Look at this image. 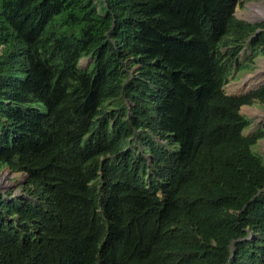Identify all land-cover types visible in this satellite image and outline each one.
I'll use <instances>...</instances> for the list:
<instances>
[{
    "label": "trees",
    "instance_id": "trees-1",
    "mask_svg": "<svg viewBox=\"0 0 264 264\" xmlns=\"http://www.w3.org/2000/svg\"><path fill=\"white\" fill-rule=\"evenodd\" d=\"M239 2L0 0V264H264Z\"/></svg>",
    "mask_w": 264,
    "mask_h": 264
},
{
    "label": "rangeland",
    "instance_id": "rangeland-1",
    "mask_svg": "<svg viewBox=\"0 0 264 264\" xmlns=\"http://www.w3.org/2000/svg\"><path fill=\"white\" fill-rule=\"evenodd\" d=\"M235 14L239 19L254 24L262 23L264 22V0H240ZM249 16L253 18L250 19L248 18ZM242 58H246V55L243 53ZM90 62V58H84L80 65L81 67H87ZM258 71H261V75H264V56L256 58L249 69L238 73L235 72L226 84L225 91L230 95L236 96L248 93L249 91L244 93H236L235 91H239L238 88L244 79L248 78L251 74H256ZM262 84H264V81L258 87ZM241 113L252 120L250 127L244 131L245 134L254 132L264 125V104L260 101H255L253 105H243ZM255 149L264 155V138L258 141ZM0 177H3V181L0 183V193L4 194L11 191L13 196H22L24 194L23 185L27 181V174L25 172H11L10 168L6 167L0 172Z\"/></svg>",
    "mask_w": 264,
    "mask_h": 264
},
{
    "label": "bare ground",
    "instance_id": "bare-ground-1",
    "mask_svg": "<svg viewBox=\"0 0 264 264\" xmlns=\"http://www.w3.org/2000/svg\"><path fill=\"white\" fill-rule=\"evenodd\" d=\"M253 18V17H248ZM263 72V71H262ZM264 81V75H261V71H258L256 74H251L248 78L244 79L241 82L240 87L238 88L239 91H246L248 88L255 89L257 88L262 82ZM236 91V92H239ZM3 181V177H0V183Z\"/></svg>",
    "mask_w": 264,
    "mask_h": 264
},
{
    "label": "water",
    "instance_id": "water-1",
    "mask_svg": "<svg viewBox=\"0 0 264 264\" xmlns=\"http://www.w3.org/2000/svg\"><path fill=\"white\" fill-rule=\"evenodd\" d=\"M259 88V87H258ZM257 89V88H256ZM255 90V89H254ZM251 91H253V90H251ZM251 91H249V92H251ZM243 95V94H242Z\"/></svg>",
    "mask_w": 264,
    "mask_h": 264
}]
</instances>
